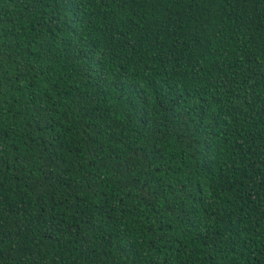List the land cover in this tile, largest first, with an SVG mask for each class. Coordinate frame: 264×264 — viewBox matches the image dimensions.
<instances>
[{
	"label": "trees",
	"instance_id": "trees-1",
	"mask_svg": "<svg viewBox=\"0 0 264 264\" xmlns=\"http://www.w3.org/2000/svg\"><path fill=\"white\" fill-rule=\"evenodd\" d=\"M0 264H264V0H0Z\"/></svg>",
	"mask_w": 264,
	"mask_h": 264
}]
</instances>
